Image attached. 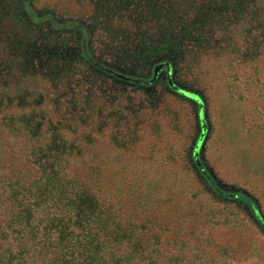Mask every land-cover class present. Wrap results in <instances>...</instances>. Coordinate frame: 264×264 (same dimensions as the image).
Here are the masks:
<instances>
[{
	"label": "rangeland",
	"instance_id": "obj_1",
	"mask_svg": "<svg viewBox=\"0 0 264 264\" xmlns=\"http://www.w3.org/2000/svg\"><path fill=\"white\" fill-rule=\"evenodd\" d=\"M28 1L38 16L53 15L60 24L78 20L84 32L76 41L75 31L35 26L24 0H0V119L36 110L33 119L39 120L38 109L44 107L86 108L88 131L82 122L74 125L82 149L70 152L85 154L87 166L77 163L75 171L102 166L109 184L122 182L121 173L128 181L145 174L148 185L158 180L160 198L168 199L165 211L171 208L174 217L186 221L182 227L176 224L187 242L184 264H264V227L259 223L264 224V43L250 29H240L225 7L215 8L216 0H191L202 2L194 15L188 11L199 35L176 44L158 39L167 15L157 0L142 1L152 6L151 18L135 23L140 28L133 30L136 35L129 12L121 11V19L103 16L110 0ZM115 6L121 8L122 0ZM84 52L98 65L86 62ZM6 59L15 63L2 64ZM166 62L169 67H163ZM55 68L60 73H53ZM103 68L129 79L152 80L155 73L157 78L138 84ZM178 90L196 94L203 106ZM202 135L200 163L195 154ZM63 146L60 139L55 142L59 150ZM35 154L42 159L36 160L31 176L40 178L50 172L44 164L47 153ZM10 155L17 162L13 172L0 147V191L8 175L29 176L18 154ZM199 164L222 189L248 196L259 219L247 203L203 189L195 174ZM174 232L167 236L172 242Z\"/></svg>",
	"mask_w": 264,
	"mask_h": 264
},
{
	"label": "trees",
	"instance_id": "obj_2",
	"mask_svg": "<svg viewBox=\"0 0 264 264\" xmlns=\"http://www.w3.org/2000/svg\"><path fill=\"white\" fill-rule=\"evenodd\" d=\"M110 1L112 4L105 6L103 16H117L121 19L122 13L129 12L134 17L132 31L140 29L135 27V23L139 24L143 19L151 18L152 6L146 1L122 0L121 8L115 6L117 0ZM201 1L195 4L191 0H157L158 9L165 10L167 15L164 22L165 32L158 38L160 42L167 40L176 44L181 40L197 37L199 33L194 27L195 20L188 17V11L194 15L202 4ZM216 1L215 8L225 7L222 8L224 13L234 15L235 20L240 23V29H250L254 38L264 43V0ZM24 10L30 23L35 26L45 24L66 32L75 31L76 41L79 40V35H82L81 32H84L78 26V20L64 19L63 24H60L61 19L53 15L38 16L29 6L28 0H24ZM132 31V35H136ZM40 51L41 49L35 46L34 52L42 57ZM82 56L91 65H98L86 52ZM1 63L15 62L6 59L1 60ZM19 63L17 62L18 65ZM163 65L169 67L167 62ZM56 69L53 73H60ZM103 69L114 76L138 84L149 85L157 78L155 73L152 80L129 79L118 72ZM41 88L44 89V86L41 85ZM178 91L203 106V100L196 94ZM3 104L0 100V105ZM16 107L21 108V105ZM54 109H38L39 120L33 119L32 113L36 110L28 115L23 113L14 117L11 114L0 119V147L5 150L6 158L10 160V169L13 172L17 162L9 153H17V160H23L25 165L27 164L23 171L26 169L29 173V176L23 177L16 174V181L12 175H8L9 180L1 185L0 264H184L183 250L187 242L179 236L184 235L183 228H178L176 224L182 227L186 221L174 217L175 212L171 208L165 211L168 199L160 198L158 193L161 188L157 185L159 181L153 180L154 183L148 185L145 174L135 175V178L131 176L128 181L125 177L127 174L121 173L122 182L117 180V184H109L102 166L75 171L77 163L87 166L85 154L80 152L72 155L70 152L74 147L82 149L78 139L74 138L77 133L74 125L82 122L88 131L86 108L77 110L60 106ZM32 121H36L35 124ZM86 130L83 131L85 138ZM69 135L73 137L69 138ZM203 135L196 146V160L204 140ZM58 139L64 145L62 150L55 147ZM21 143H27L30 148L21 149ZM36 150L47 153L44 164L50 170L49 173L44 172L40 178L37 174L31 176L33 168L42 159L35 154ZM199 165L195 174L203 189L207 190L209 187L213 196L223 200L247 203L259 219L257 210L248 196L222 189L216 179ZM138 178L145 180V184L139 183ZM143 186L149 189L144 191ZM157 213L160 216L156 215ZM259 221L264 227L260 219ZM172 230L175 231L173 242L167 237ZM172 249H177V254L173 253Z\"/></svg>",
	"mask_w": 264,
	"mask_h": 264
}]
</instances>
